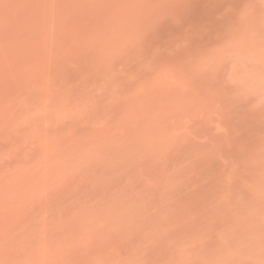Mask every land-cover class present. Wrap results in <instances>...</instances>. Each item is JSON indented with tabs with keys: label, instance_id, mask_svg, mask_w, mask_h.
I'll return each instance as SVG.
<instances>
[{
	"label": "rangeland",
	"instance_id": "1",
	"mask_svg": "<svg viewBox=\"0 0 264 264\" xmlns=\"http://www.w3.org/2000/svg\"><path fill=\"white\" fill-rule=\"evenodd\" d=\"M0 264H264V0H0Z\"/></svg>",
	"mask_w": 264,
	"mask_h": 264
}]
</instances>
